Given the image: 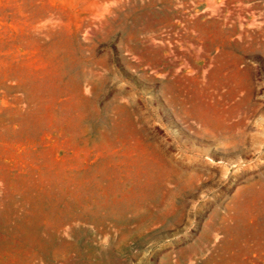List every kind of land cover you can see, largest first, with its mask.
<instances>
[{
  "label": "rangeland",
  "instance_id": "rangeland-1",
  "mask_svg": "<svg viewBox=\"0 0 264 264\" xmlns=\"http://www.w3.org/2000/svg\"><path fill=\"white\" fill-rule=\"evenodd\" d=\"M0 264H264V0H0Z\"/></svg>",
  "mask_w": 264,
  "mask_h": 264
}]
</instances>
